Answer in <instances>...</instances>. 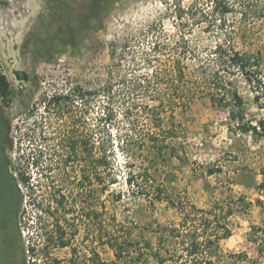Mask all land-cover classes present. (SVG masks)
<instances>
[{"label":"rangeland","instance_id":"1","mask_svg":"<svg viewBox=\"0 0 264 264\" xmlns=\"http://www.w3.org/2000/svg\"><path fill=\"white\" fill-rule=\"evenodd\" d=\"M97 1H101L99 11ZM191 1L0 0V71L11 88L8 101H0L1 118L8 124L2 154L15 179L20 173L29 177L27 184L17 183L15 264H92L93 251L104 263L114 261L113 251L98 245L96 222L90 218L96 196L91 191L94 183L90 186L83 180L91 174L88 158L77 147L75 152L71 148L72 139L79 135L75 120L80 108L70 89L106 78L104 67L110 60L105 45L113 36L151 23L161 24L164 32L172 35L177 30L172 19L176 3L187 7ZM202 28L195 26L194 30L198 34ZM235 46L260 54L264 80V21L255 24L249 39L237 38ZM230 82L243 99L244 122L264 120V109L253 103L243 78L231 77ZM66 93L71 94V100L59 106L44 101ZM94 106L84 117L89 130L95 126L98 112ZM231 109L214 107L208 97L194 99L182 122L186 131L182 151L159 162L155 177L171 197L198 208L211 209L238 197L250 202L249 208H237L231 217V236L220 242L225 259L219 264H264L248 238L251 226H259L261 221L255 201H264L257 189L264 182V138L236 130L230 120ZM80 129L82 132V124ZM122 160L117 159L120 173L112 186L114 192H121V200L116 203L111 196L101 198L107 220L116 216L124 232L130 229L136 240H141L139 232L148 221L177 223V211L165 201L150 208L148 200L128 190ZM49 201L50 214L45 209ZM56 232L63 234L67 247L53 244ZM145 235L149 240L153 237ZM230 254H244L247 259L234 261Z\"/></svg>","mask_w":264,"mask_h":264},{"label":"trees","instance_id":"2","mask_svg":"<svg viewBox=\"0 0 264 264\" xmlns=\"http://www.w3.org/2000/svg\"><path fill=\"white\" fill-rule=\"evenodd\" d=\"M100 3H96L97 11ZM172 19L177 28L172 35H167L161 24L151 23L141 30L113 36L105 45L110 60L104 67L106 78L78 83L70 89L80 108L75 120L79 135L72 139L71 148L75 152L77 147L88 158L91 174L83 180L90 186L94 183L91 191L96 196L95 210L88 217L96 222L98 245H106L114 255V261L104 263L93 251L92 264L222 263L225 257L219 245L231 236V217L237 208L245 211L252 205L238 197L216 203L211 209L198 208L167 194L157 183L155 172L159 162L177 157L182 151L186 140L182 122L196 98L208 97L214 107L232 108L230 120L236 130L264 138V120L244 122L243 99L231 89L230 82L231 77L241 76L253 95V103L264 109L260 54L235 46L237 38L249 39L255 24L264 21V0H192L187 7L177 2ZM195 26L203 30L197 34ZM10 95V85L0 71V101L6 103ZM72 96L54 94L44 101L48 106H59ZM94 104L98 112L95 126L89 130L84 117ZM0 125L4 145L8 124L1 118ZM118 157L123 158L128 190L148 200L150 208L155 202L165 201L177 211V223L161 225L156 220L148 221L139 232L141 240H136L130 229L124 232L116 216L107 220L101 198L111 196L117 203L122 196L112 189L117 184V172L120 173ZM12 179L16 193L19 181L29 182V177L21 173L18 180ZM257 189L264 195V182ZM50 204L51 201L45 208L49 214ZM255 205L261 212V221L259 226H251L248 238L264 261V201L257 199ZM106 221L109 222L104 224ZM145 233H150L152 239L146 238ZM52 240L59 248L69 245L59 232ZM229 256L234 261L247 259L244 254Z\"/></svg>","mask_w":264,"mask_h":264},{"label":"flooded vegetation","instance_id":"3","mask_svg":"<svg viewBox=\"0 0 264 264\" xmlns=\"http://www.w3.org/2000/svg\"><path fill=\"white\" fill-rule=\"evenodd\" d=\"M1 140L0 127V264H15L17 250L16 192L13 187V175L6 169L7 162L2 154Z\"/></svg>","mask_w":264,"mask_h":264}]
</instances>
